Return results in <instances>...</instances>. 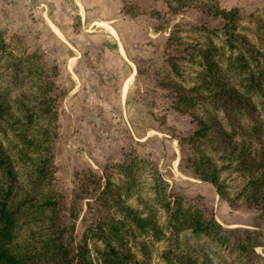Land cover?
Segmentation results:
<instances>
[{"label":"trees","instance_id":"1","mask_svg":"<svg viewBox=\"0 0 264 264\" xmlns=\"http://www.w3.org/2000/svg\"><path fill=\"white\" fill-rule=\"evenodd\" d=\"M173 1L172 9L192 2ZM194 2L218 22L195 23V42L162 52L170 106L192 122L172 132L177 165L220 197L256 209L254 221L222 224L211 208L168 189L151 159L130 151L115 179L112 165L81 167L64 210L53 177L57 67L36 51L6 49L0 36V264H151L150 243L160 240L165 264H264L256 249L264 245V17L248 12L244 25L237 6ZM186 62L200 65L187 86ZM224 173L235 174L233 182Z\"/></svg>","mask_w":264,"mask_h":264},{"label":"rangeland","instance_id":"2","mask_svg":"<svg viewBox=\"0 0 264 264\" xmlns=\"http://www.w3.org/2000/svg\"><path fill=\"white\" fill-rule=\"evenodd\" d=\"M44 1H61L63 6L66 4L68 11L75 13L72 18L73 27H68L63 34L60 29L52 26L49 18L54 17V8L46 13L41 4ZM83 1L88 5L87 9L91 10L93 20L96 19L92 21V26L85 25L89 20L81 22L75 0H0V36L4 39L6 49L13 46L17 52L23 47L36 51L46 66L55 64L57 73L62 68L66 72L64 82L56 80L57 74L54 79L57 87V117L52 149L53 177L57 189L63 193L61 207L65 210L68 206L69 190L81 167H91L101 172L103 166L112 165L115 168H110L115 179L119 176L116 164L130 151L151 159L168 189L193 197L211 208L222 224H251L255 219L253 215L256 209L220 197L211 183L196 178L187 168L177 165L180 148L172 132L189 129L192 122L185 114L170 106L167 89L160 82L161 79L165 81L163 75L170 74L162 52H174V48L181 47L184 43L195 42V23L208 22L212 25L218 21L203 15L196 8L197 2L194 0L188 1L191 5L175 9L169 7V3H174L172 0H120L119 17L121 20H128V71H133L135 79L128 85V105H104L112 97L111 93L104 91V95L108 97L105 99L88 86L98 83L96 78L101 72L98 56L94 54L95 49L93 46H83L82 53L77 56L78 51L71 40L77 43L75 38L81 35L79 29L86 27H89L88 32H94L98 28L103 29L100 32H109L108 15H101L108 9V0ZM93 2L97 3L96 11L91 9ZM218 3L225 8L237 6L243 12L244 25H251L244 15L248 12L264 17V0H218ZM61 19L60 17L57 21ZM119 23L118 27L121 29ZM169 33L180 35V39H169ZM178 40L182 42L178 43ZM92 42L95 43L94 40ZM76 56L80 57L82 64L75 61ZM182 66L184 85H191L200 65L186 62ZM79 68L83 70V77L71 76V71L78 72ZM118 98L113 95L110 101L117 103L120 100ZM232 144L237 145V140ZM149 174L147 169L143 172L145 182L151 181ZM224 174L226 181L233 182L231 177L235 174ZM143 195L145 192L142 190L140 196ZM135 196L136 193L130 198L132 202L137 201L133 199ZM79 213L75 219L76 229L79 228L82 211ZM158 215V219H161L160 213ZM260 225H263L262 220ZM150 245V263L165 264L158 255L163 241H152ZM256 249L264 254V245Z\"/></svg>","mask_w":264,"mask_h":264},{"label":"crops","instance_id":"3","mask_svg":"<svg viewBox=\"0 0 264 264\" xmlns=\"http://www.w3.org/2000/svg\"><path fill=\"white\" fill-rule=\"evenodd\" d=\"M108 9L106 13H101V15L107 16V20L109 21V32L103 33L100 32L99 29L95 30L94 32H88L89 27L79 29L80 35L79 37L75 38L77 43H75V40H71L72 43H74V48L77 49L78 54L82 53L83 49L81 47H89L93 48L94 54L98 56L99 59V65L101 67L99 68L101 70L100 75L97 76L96 79H98V83H94V85L90 86L88 85L92 90H94L96 93H99L103 98L108 99L106 95H104V91H107L111 93V96L115 95L118 96L120 99L117 103L115 101H110L111 98L108 99V101L104 102V105H128V85L130 83H133V80L135 79V75L133 71H128V29H126V25L128 24L127 18L122 19L119 17L120 15V0H108ZM58 3V4H57ZM40 5V3H38ZM45 7V12L51 11V8H54V17L50 16L49 21L52 26H54L57 29H60V31L63 33V31H67L68 27L72 26V18L74 14L71 13V11H68V8L62 5V2H53V1H44L41 3ZM74 4L77 6L78 11L81 14V22H87L86 26H92L93 15H91V10L87 9V4L84 3L83 0H75ZM94 6L91 8L93 11H96L97 3H92ZM38 5V6H39ZM60 12L62 14H60ZM100 15V12L98 13ZM62 18L60 21H57L58 18ZM96 18V17H95ZM99 18V16H98ZM104 19V18H103ZM121 21L123 24H120ZM118 23L121 26L118 27ZM117 24V27H116ZM123 25V26H122ZM52 28V27H51ZM78 29V28H75ZM96 29V28H95ZM53 30V28H52ZM105 30V29H104ZM78 31V30H76ZM64 34V33H63ZM95 41L93 43L92 41ZM99 42L97 45L96 43ZM73 45V44H72ZM127 46V49H126ZM127 52V55L125 54ZM76 56V62L82 64L80 61V57L77 58ZM81 68V67H80ZM78 70V72L71 71L73 77L80 78L83 77L82 69ZM128 76H130L128 78ZM113 77L115 79H113ZM61 80L64 82L66 79V72L65 69L62 68L60 72L56 75V80ZM57 82V81H56ZM89 84V83H88ZM86 86V85H85ZM83 86V87H85Z\"/></svg>","mask_w":264,"mask_h":264}]
</instances>
